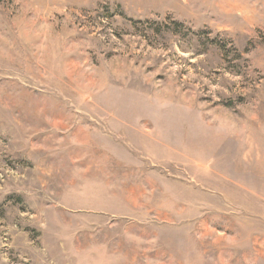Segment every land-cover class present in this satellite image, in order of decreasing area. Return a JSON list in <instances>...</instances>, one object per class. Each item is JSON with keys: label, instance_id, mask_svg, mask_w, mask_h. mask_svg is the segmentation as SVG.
<instances>
[{"label": "rangeland", "instance_id": "374dc122", "mask_svg": "<svg viewBox=\"0 0 264 264\" xmlns=\"http://www.w3.org/2000/svg\"><path fill=\"white\" fill-rule=\"evenodd\" d=\"M0 264H264V0L2 2Z\"/></svg>", "mask_w": 264, "mask_h": 264}, {"label": "trees", "instance_id": "16d2710c", "mask_svg": "<svg viewBox=\"0 0 264 264\" xmlns=\"http://www.w3.org/2000/svg\"><path fill=\"white\" fill-rule=\"evenodd\" d=\"M5 1H9V0H0V4H1L2 2H5Z\"/></svg>", "mask_w": 264, "mask_h": 264}]
</instances>
